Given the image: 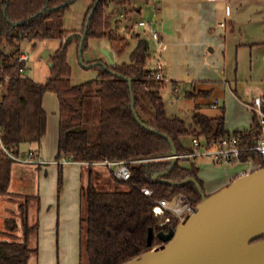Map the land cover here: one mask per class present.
Instances as JSON below:
<instances>
[{"label": "trees", "instance_id": "trees-1", "mask_svg": "<svg viewBox=\"0 0 264 264\" xmlns=\"http://www.w3.org/2000/svg\"><path fill=\"white\" fill-rule=\"evenodd\" d=\"M75 1L0 0V84L9 79L2 96L0 125L4 142L13 146L16 153L22 144L34 146L38 152L46 133L47 120L42 99L46 92H53L59 101L57 161L66 158L90 166L105 161L126 163L130 180L124 183L128 190L100 191L90 178L89 185L81 189L87 213L80 219L86 264H124L162 244L157 234L168 232L178 225L179 221L175 218L161 225L162 219L153 211L156 200L172 202L180 194L194 199V206L201 200L191 183L178 187L153 181L155 174L171 165V147L163 135L172 140L178 155L191 151L190 146L184 143L186 138H223L229 135L225 129V107L218 106V113L209 117L196 106L190 124L177 116L169 117L161 96L165 80L156 78L149 64V41L138 34L133 36L136 45L129 54L130 63L109 66L101 60L84 61L85 65L93 64L91 68L98 71L95 80L80 85L71 84L68 49L75 43L78 53L81 37L76 36L65 45H59L50 57L52 66L45 82L37 83L28 75L21 77L20 68L26 64L19 62L18 57L24 42L37 48L43 41H61L79 33L85 34L83 53L89 39H108L111 50L118 56L128 48L129 40L112 35V15L116 9L119 13L135 10L134 2L137 0H92L81 30L67 32L62 28V21L66 10ZM128 80L131 81V90ZM131 93L139 118L157 133L144 129L135 120ZM199 93L203 96L208 91L200 90ZM195 95L188 93V97ZM93 99L98 101L96 142L91 141L85 123L88 121L86 111H90ZM253 125L252 129L255 128V119ZM235 134H241L249 142L257 137L254 130ZM241 159L259 161L254 153L244 154ZM13 163L7 157L0 158V196L9 193ZM184 163H189V166H184ZM58 167L61 170L63 165ZM198 172L194 162L178 158L174 168L164 178L174 182L194 178L204 192ZM143 187L151 189L153 196H145L141 192ZM15 228V224L9 227L11 231ZM32 229L36 226L28 228L25 224L26 234ZM150 229L154 235L151 245H148ZM33 253L35 251L29 248L26 240H0V264H30Z\"/></svg>", "mask_w": 264, "mask_h": 264}, {"label": "rangeland", "instance_id": "rangeland-1", "mask_svg": "<svg viewBox=\"0 0 264 264\" xmlns=\"http://www.w3.org/2000/svg\"><path fill=\"white\" fill-rule=\"evenodd\" d=\"M239 4L242 6L239 7ZM91 5L92 0H76L72 3L64 14L62 28L67 32L80 31ZM134 6L141 7L142 14L132 9L127 13L125 10L119 13L116 9L113 13L116 15H112V28H114L112 35L130 41V45L122 55L118 56L111 50L108 39H89L87 49L83 53L85 62L101 60L108 64L109 61L103 52L108 50L114 64L130 63L129 54L136 45L134 34L148 32L144 23L152 21L154 29L162 31V22L157 23L155 19L157 16L152 15L151 7L145 1L137 0ZM231 6L232 23L224 34L225 39L210 43L203 57L189 62L186 66L187 71L181 74V76L186 75L188 80L165 81L161 96L169 117L177 116L190 124L196 106H199V111L205 115L213 117L219 109L212 108L211 104L217 99L219 106L225 107L226 127L230 132H233L234 127L238 125L239 118L241 123L248 118L251 120V115L243 110L238 102L239 100L248 102L253 95L259 93L264 82V0H244L243 2L234 0ZM136 22L139 26L133 27ZM143 38L149 40L147 37ZM64 40L43 41L37 48L23 43L22 51L29 55L26 62V74L31 79L37 83H43L48 79L50 57ZM44 50L49 52L45 57ZM152 55L149 64L154 67L155 60ZM68 59L72 70L70 79L72 85L97 79L96 69H86L80 63L75 43H72L68 49ZM160 60L162 61V58ZM200 66L203 73H209L201 76L206 77L204 81L199 79L202 73L198 70ZM162 67L164 70L163 65ZM174 83L176 89H174ZM200 90H207L208 93L201 96ZM3 91L4 89L0 88V94ZM188 93H196V95L188 97ZM86 115L88 121L85 123L90 139L96 142L98 137V120L96 119L98 101L96 99L91 101L90 111H86ZM184 143L187 146L191 145V138H186ZM31 148L34 149V146ZM21 150L26 152L30 150V146H23ZM196 163L199 169L205 172L207 180H212L214 183L228 176L233 179L236 174L247 168V165L239 163L215 164L205 157L197 158ZM66 166L63 165L60 170L59 167L53 168L52 165L36 166L14 162L11 189L8 194L0 196V240H26L29 248L35 251L31 255L30 264L87 263L83 251V235V245H81L80 219L87 213V205L81 197V189L89 185V172L93 173V179H91L100 191L128 190L127 184L115 181L103 165L95 164L93 168L90 165L79 167L73 164L69 168ZM48 167L52 169L46 175L45 170L47 171ZM40 203V211L45 219L47 218V225H43L38 236ZM13 224L16 228L11 231L9 227ZM25 224L28 228L36 226V229L26 234Z\"/></svg>", "mask_w": 264, "mask_h": 264}, {"label": "water", "instance_id": "water-1", "mask_svg": "<svg viewBox=\"0 0 264 264\" xmlns=\"http://www.w3.org/2000/svg\"><path fill=\"white\" fill-rule=\"evenodd\" d=\"M81 37L78 56L84 68L82 45L85 34L69 35V39ZM108 65L114 61L108 50H103ZM49 52L45 50L43 56ZM52 66V63H49ZM108 69L106 65H103ZM111 72V71H110ZM131 90V81L128 80ZM132 111L137 123L147 127L134 109L131 93ZM171 147V165L165 171L153 176L154 182L182 187L193 184L201 196L192 212L179 221L175 229L159 232L157 237L162 244L124 264H264V167L243 174L221 190L206 195L194 178L174 182L164 177L171 172L178 161L176 148L166 135ZM194 202L195 200L192 199ZM153 230L148 232V245H151ZM263 238V239H261Z\"/></svg>", "mask_w": 264, "mask_h": 264}, {"label": "crops", "instance_id": "crops-1", "mask_svg": "<svg viewBox=\"0 0 264 264\" xmlns=\"http://www.w3.org/2000/svg\"><path fill=\"white\" fill-rule=\"evenodd\" d=\"M232 1L234 0H149L148 2H146L148 6L151 7L150 12L152 13V15H154V17L157 16L155 18L156 21H158L157 23L162 22V31L159 30L158 32L160 33L165 45V49L161 55L162 61H160L164 66L163 75L167 78L166 80L170 79L173 80V82H176L177 80H188L186 79V75L181 76V74L187 71L186 66L189 65V62H192V60L197 61V59L203 57V54L210 43L212 44L216 40H221L223 38L225 39L224 34H226L227 32L229 24L232 23ZM241 1L243 2L244 0ZM241 6L242 4H239V7ZM156 8L159 9V12L157 14H155V12L153 11V9L155 10ZM135 11H137L139 14H142L141 7L136 6ZM137 34L141 35V37H144L142 33L138 32ZM148 41L151 52V50L154 48V42L152 40ZM201 68L202 67L200 66V69L198 70L201 71ZM199 72H197L198 75ZM204 74L209 73L202 72L199 78L201 81H204L206 79V77H201ZM238 103L243 110L251 115V120L250 118H248L245 121L242 120L241 123V119L239 118V121L237 123L238 125L234 127L233 132H230L226 127L225 111V129L229 134L242 133L245 131H249L254 127L253 114L248 109L246 102H242L241 100H239ZM42 106L47 116L46 133L41 139L40 146L38 147V154L40 158L45 162L44 166L52 165V167L54 168L55 166L58 167L57 145L59 127V101L57 95L53 92H46L42 99ZM246 125H248V128H244ZM27 145L28 144H22L20 150L23 146ZM189 146L190 145H188V147ZM31 147L32 146H30V149H32ZM73 164H76L79 167H88L87 164L80 163H71L66 167H72ZM239 164H245L247 165V168L242 170V172L236 174L233 179L232 177L228 176L223 180H220L217 183L215 181L214 183L212 182V180H207V177H205L204 174L205 172H202L199 169V166H197V163H195V166L199 171L198 177L203 183L205 194L211 195L228 186L229 183H231L239 176L257 169L254 165H250L248 163ZM94 166H92V168ZM184 166H189V163H184ZM52 167L46 168V175L48 174V171L52 169ZM107 171L111 174L108 169ZM92 174L93 173L89 172V179H93ZM111 176L113 177L112 174ZM204 180H206V182H204ZM9 189L11 188L9 187ZM38 191L40 192V189ZM39 208V227L37 226L38 236L39 233H41L40 231L41 228H43V225H47V218L45 219V216L40 211L41 203Z\"/></svg>", "mask_w": 264, "mask_h": 264}, {"label": "built area", "instance_id": "built-area-1", "mask_svg": "<svg viewBox=\"0 0 264 264\" xmlns=\"http://www.w3.org/2000/svg\"><path fill=\"white\" fill-rule=\"evenodd\" d=\"M155 14L159 12V9L154 10ZM139 26L136 22L133 27ZM144 26L148 32L142 33L144 37L154 42V48L151 50L153 58L155 60L152 70L156 73V78L165 80L163 75V67L160 61L161 54L165 49L164 42L160 33L154 29L153 22L148 21L144 23ZM29 59L28 53L21 51L18 57L19 62H26ZM1 69V65H0ZM26 74V65L20 68V76L23 77ZM7 78L3 84H0V88L4 89V86L8 83ZM4 91L0 94V118L2 113V96ZM219 105L218 100H215L211 104L212 108H217ZM248 109L253 114L255 119V128L251 129L257 134V137L253 142L247 141L241 134L231 133L220 139H199L196 137L191 138V151L184 155H178L179 158H186L196 163V159L199 157H205L210 159L215 164H234V163H248L260 168L264 166V82L259 93L253 95L248 102H246ZM250 130V131H251ZM254 153L257 155L259 161L254 162L252 160L242 161L241 157L244 154ZM7 157L13 162H20L23 164H33L36 166H42L45 162L40 158L38 152L34 149H30L26 152H22L20 149L17 151L13 146H8L3 140V129L0 125V158ZM72 162L71 159L63 158L57 161V164L68 165ZM105 166L113 175V177L119 182H127L130 180V171L126 163L123 162H110L105 161L98 163ZM141 192L147 196L152 197L153 191L147 187H143ZM195 206L192 200L187 196L180 194L177 195L172 202L165 199H158L155 201L153 208L154 214L162 219L161 225H165L170 222L171 218H175L178 221L182 220L187 214L193 211Z\"/></svg>", "mask_w": 264, "mask_h": 264}]
</instances>
